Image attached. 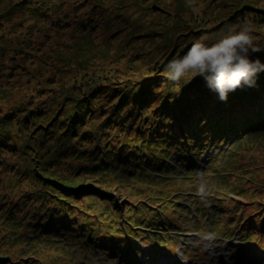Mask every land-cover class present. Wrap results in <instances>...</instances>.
<instances>
[{
  "label": "trees",
  "instance_id": "1",
  "mask_svg": "<svg viewBox=\"0 0 264 264\" xmlns=\"http://www.w3.org/2000/svg\"><path fill=\"white\" fill-rule=\"evenodd\" d=\"M146 1L17 0L0 18L1 30L8 16L22 14L30 21L28 37L37 33V42L47 40L48 34L51 38L55 32L79 28L82 35L74 36L77 40L88 37L83 44L90 46L81 50H90L94 45L89 42L98 37L104 41L115 38L114 31L118 36L124 32L118 53L128 58L125 68L122 60L115 58L89 67L80 64L79 71L85 72L80 75H72L69 68L66 74L72 82L66 94H48L46 102L30 103V108L0 109V221L13 234L24 229L10 241L13 246L20 245V250L31 235L28 242L40 246L43 237L64 232L70 242L83 249L98 246L114 251L109 246L116 241L121 224L128 225L132 239L137 237L134 234L139 232L131 225L133 215L141 218V223L145 221L143 229L149 230L146 237L171 241L170 217L178 216L179 211L189 215L188 208L182 206L180 197L173 199L179 192L161 197L143 192L144 186L148 191L153 185H164V179H177L165 175L167 163L186 168L188 174L210 146L216 148L242 135L264 132V73L259 75L257 87L238 88L229 93L227 101L218 100L197 75H191L190 82L183 85L165 75L167 63L183 55L185 45L193 39L213 42L222 29L246 16L254 21L256 43L262 49L253 57L264 59V9L243 1L203 0L177 9L171 14L175 20L166 23L165 18L148 16L154 10H149ZM221 4L219 12L214 10ZM229 9L225 14L231 19L221 17ZM175 24L179 33H174L175 28L167 29ZM123 50L128 53L123 55ZM51 68L56 69L54 65ZM34 126L42 130L35 143L41 146L40 158L21 159L17 142H23L21 137ZM26 146L30 145L24 141L22 148ZM8 153L19 163L8 161ZM159 170L164 174L154 175ZM150 176L159 179V185L146 179ZM137 195H143L138 206L131 202ZM245 203L246 209L226 212V218L233 220L229 230L242 236L232 251L251 246L256 250L250 256H255L259 247H264V193L252 194ZM112 224L116 229L109 231ZM12 253L0 252V264H45L29 252ZM130 257L129 262L135 264Z\"/></svg>",
  "mask_w": 264,
  "mask_h": 264
},
{
  "label": "rangeland",
  "instance_id": "2",
  "mask_svg": "<svg viewBox=\"0 0 264 264\" xmlns=\"http://www.w3.org/2000/svg\"><path fill=\"white\" fill-rule=\"evenodd\" d=\"M16 1L0 0V18ZM202 1L156 0L154 2V0H148L145 5L149 10H154V12L148 14L150 18L155 20L165 18L167 23L168 19L170 22L175 20V17H172L171 14L175 13L177 9ZM207 1L205 0V3ZM230 1H243L248 5L264 9V0ZM134 2L135 0L132 3ZM109 5L114 6L115 4ZM223 5L215 7L214 10L219 12ZM235 9L237 8H234L233 11ZM230 11L231 9L225 11L221 14V17H226L227 14L225 13ZM226 18L231 19V16ZM3 24H5V27ZM3 24L0 30L1 110L11 108L15 111L22 107L30 108V103H41L40 100L48 94L52 93L56 96L66 94L65 89L72 82L70 80L71 76L66 74L69 68L70 72H73L72 75L77 73L80 75L85 73L79 71L83 67H78L80 64H86L89 67L104 63L102 60L108 58L122 60L120 63L124 68L128 63H126L128 58H123L122 54L118 53L119 46L124 41V38H121L124 32L118 36L113 29L111 31H114L115 38L109 37L103 41L101 37H98L95 41L89 42V44L94 45L90 50H81L80 48L87 49L90 46L83 44L88 37L77 40L74 36L73 33H77L79 36L82 35L79 28H75V32L71 30L55 32L51 38L48 34L47 40L41 39L37 42V33L33 37H28L26 26L30 24V21L25 19L22 14L17 13L8 16ZM6 24L9 27L8 30L12 29L14 32L5 29ZM21 25L24 26L20 27ZM11 26H14V28H11ZM171 28H175L174 33L181 31L177 24L167 29ZM222 32L220 31L216 35L221 36ZM106 34H110V31ZM262 43L264 45V40ZM122 53L126 55L128 51L123 50ZM73 55L75 57H72ZM33 57H36V60H33L34 62L31 60ZM69 59L73 61L68 63L67 60ZM53 65L56 68L54 70L51 68ZM49 80H52V82ZM39 90L43 91L38 93ZM42 95L44 96L41 97ZM44 101L46 102L47 99H44ZM43 128L45 130L47 127L42 126L41 129ZM39 129L34 126L25 138L21 137L30 146L22 148L24 141L17 142V154L20 149L21 159L34 160L36 157L40 158L39 148L41 146H35L39 137L38 132H42ZM206 152V154L201 155L196 168L188 174H186V168L177 167L174 162L167 163L168 169L167 172H164L165 175L168 173L177 179H164L162 183L165 186L153 185L148 188V191L145 186L143 188V192L160 194L161 197L169 196V193L179 192V194L173 196V199L180 197L182 206L188 208L189 215L179 211L178 216L170 217L171 226L168 230L171 234L168 238L171 241L165 242L166 239H163L162 242L153 237H146L149 230L143 229L145 221L141 223V218L133 215L131 225L139 232L134 234V236H137L136 239H132L128 225L123 226L124 224H121L122 230L120 229L119 232L115 233L116 241L109 246V248L115 249L114 251L110 250L109 252L100 249L98 246L83 249L70 242L64 236V232H61L63 235L51 234L43 237L42 241L39 242L40 246H34L31 242H28L31 241V235L26 238V246L20 250V245L13 246L10 241L15 235L22 233L24 229H18L13 234V232L5 230V226L0 221V241L4 243L1 245L2 242H0V252H2V255L11 252L17 255L19 252H23L28 255L26 253L29 252L36 255L45 264H132L129 262L130 255L137 261H132L135 264H264V247H259L260 250L257 251L258 253L255 256H250L256 250L255 247L251 246H243L241 250L232 251L235 250L234 244L238 243L242 236L234 230H229L228 225L233 220L226 218V212H229L228 210L231 208H233L231 211L233 214L236 213L237 207L246 209L245 202L252 194L261 195L264 193V190H262L264 186V132H255L247 136L242 135L238 140L225 141L216 148L210 146ZM8 155H10L7 156L8 161L19 163L17 158L12 157L10 153ZM158 173L160 175L164 174L162 170H159L154 175ZM203 173L204 175H202ZM180 174L181 176H179ZM260 178L263 179L260 180ZM146 179L153 181L155 185H159V179L157 178L150 176ZM220 181L226 183H220ZM258 181L259 183L256 185ZM144 185L148 186V184ZM135 186H138V184H135ZM234 191H237V196L233 195ZM141 197L143 195H137L131 199V202L138 206L139 200H142ZM119 198L124 199L121 196ZM191 199L198 207L194 203L192 205ZM237 200L240 203L234 206V202ZM137 210L140 211V208ZM115 229L116 225L112 224L109 231ZM83 235L85 236L86 233ZM127 240H129V243L126 242ZM132 243L136 248L135 252L131 250V247L133 249ZM262 243L264 245V241Z\"/></svg>",
  "mask_w": 264,
  "mask_h": 264
},
{
  "label": "clouds",
  "instance_id": "3",
  "mask_svg": "<svg viewBox=\"0 0 264 264\" xmlns=\"http://www.w3.org/2000/svg\"><path fill=\"white\" fill-rule=\"evenodd\" d=\"M254 21L244 17L222 29L223 35L213 42L195 38L183 55L174 56L166 65L165 75L178 85L190 82L191 75L201 77L206 87L220 101H227L238 88H255L264 59L253 57L261 51L254 35ZM210 235V234H209Z\"/></svg>",
  "mask_w": 264,
  "mask_h": 264
}]
</instances>
